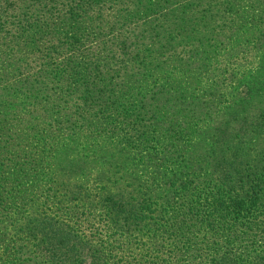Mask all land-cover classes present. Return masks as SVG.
<instances>
[{"label": "trees", "instance_id": "trees-1", "mask_svg": "<svg viewBox=\"0 0 264 264\" xmlns=\"http://www.w3.org/2000/svg\"><path fill=\"white\" fill-rule=\"evenodd\" d=\"M2 72L0 264H264V0H0Z\"/></svg>", "mask_w": 264, "mask_h": 264}, {"label": "rangeland", "instance_id": "rangeland-1", "mask_svg": "<svg viewBox=\"0 0 264 264\" xmlns=\"http://www.w3.org/2000/svg\"><path fill=\"white\" fill-rule=\"evenodd\" d=\"M20 77H22V76H20ZM0 80H1L0 82H3V81L7 80V78L4 77V73L3 72L0 74Z\"/></svg>", "mask_w": 264, "mask_h": 264}]
</instances>
